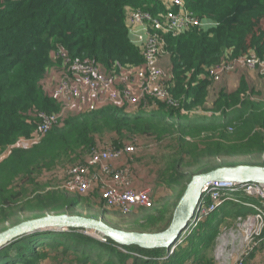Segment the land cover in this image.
I'll return each mask as SVG.
<instances>
[{
    "label": "trees",
    "instance_id": "trees-1",
    "mask_svg": "<svg viewBox=\"0 0 264 264\" xmlns=\"http://www.w3.org/2000/svg\"><path fill=\"white\" fill-rule=\"evenodd\" d=\"M183 2L198 19L214 25L191 27L177 37L162 36L170 60L168 88L179 106L150 101L135 112L112 105L91 108L68 116L63 125L52 127L28 148L13 149L0 161V232L6 224L12 227L45 214L78 215L81 197L92 194L70 195L52 185L56 176L61 185L65 171L74 165L60 168L73 162L81 165L87 154L104 147L98 144L105 134L117 137L112 142L116 148L125 140H137L136 136L162 142L159 148L167 154L154 176L162 189L179 188V198L193 175L235 165L216 159L258 156L261 164L245 165L264 167V102L243 78L234 91L216 88L209 116L185 115L205 109L209 100L213 80L205 68L250 53L264 58V0ZM127 10L156 17L164 13V6L159 0H0V153L36 131L37 112L59 110L42 88L54 65L52 50L62 47L72 60L91 62L108 73L142 66L141 51L128 34ZM136 164L131 162V171ZM44 176L47 181H42ZM236 197L255 202L242 194ZM250 213L239 204L224 202L181 244L177 239L170 255L166 249L120 247L81 230L44 231L1 248L0 264H42L49 259V264H216L211 252L220 227L227 217ZM262 238L256 250L264 247V231Z\"/></svg>",
    "mask_w": 264,
    "mask_h": 264
},
{
    "label": "built area",
    "instance_id": "built-area-1",
    "mask_svg": "<svg viewBox=\"0 0 264 264\" xmlns=\"http://www.w3.org/2000/svg\"><path fill=\"white\" fill-rule=\"evenodd\" d=\"M159 1L164 6V13L156 17L147 12L129 10L130 22L140 26L146 34V39L137 44L128 30L131 42L140 49L143 58L142 66L132 69L136 74L138 71L143 74L142 84L134 90L119 89L109 75L112 73L91 62L72 60L62 47L51 51L54 65L42 80V88L61 106V112L36 113L37 129L27 138L28 147L41 139L49 129L60 125L64 112L79 113L105 105L136 111L141 105L147 107L150 101L179 106V100L173 98L168 88L171 74L164 75L159 67L161 56L167 53L163 37H177L191 27L203 28L206 23L210 26L214 24L198 19L185 7L183 0ZM236 69L256 71L264 79V58L250 53L207 67L205 74L213 81H218L222 75ZM261 100L264 102V88ZM136 149L132 144H124L119 148L108 145L90 152L85 163L71 166L65 171L66 180L61 184L62 189L74 195L97 193L103 204L114 207L123 216L135 209L152 208L151 191L147 187L137 188L133 183L131 162ZM238 194L255 200L257 198L259 203L240 201L236 197ZM224 202L239 204L252 213L238 216L233 226L220 230L214 251L215 261L218 264H246L263 241L264 185L229 181L206 183L193 219L180 234L177 243L183 242L199 222L214 213ZM173 250H168V254H172Z\"/></svg>",
    "mask_w": 264,
    "mask_h": 264
},
{
    "label": "rangeland",
    "instance_id": "rangeland-1",
    "mask_svg": "<svg viewBox=\"0 0 264 264\" xmlns=\"http://www.w3.org/2000/svg\"><path fill=\"white\" fill-rule=\"evenodd\" d=\"M204 22L206 23L208 21H204ZM209 27L210 25L206 23L202 29H208ZM262 28L264 29V23L262 24ZM241 70H247V69H236L230 74L235 73V75L237 76L236 77L237 83L239 82L241 78H243L248 83V85L253 86V88L255 89L254 90L255 93L258 92L260 94L258 98H261V92L264 88V79L260 78L257 75L258 78L260 79L259 84H258L259 86H258L257 84H254L252 82V79L246 72H241ZM226 74H229V73H226ZM222 78H223V75L218 81H213L212 82L213 84L210 86V88H208V99L209 100H207L205 104V109L195 108V109H192L191 111H186L185 115H189L190 117L191 116L192 117L209 116L211 114L210 113L211 109L209 108L210 102L212 101L214 93L217 90L216 88H221L222 85L218 84V82H220ZM236 88H237V85L232 90H235ZM58 106H59V110L56 113L61 112V106L59 104ZM126 111L135 112L132 110H126ZM75 113L76 112H64L62 123L57 126L63 125V121L65 120V118ZM182 113L184 114V110L182 111ZM136 137H137V140H134V139H131L128 141L125 140L123 141V143L129 144V142L131 141L136 142L135 143L136 145L134 144L132 145H134L135 147L137 146L136 147L137 153L135 157L133 156L134 157L133 160L137 162V164H136L135 169H133L132 171H133V175L138 174L139 185H144V187L146 186L151 191L152 202H153L152 208L144 209V210L141 209L142 211L139 212L138 214L132 213V214H128L127 216H123L114 207L103 204V202L100 200L99 195L97 193H94L87 197H81L84 200H81V204L77 206L76 212L78 213V215L90 217L96 220H101L105 224L115 229H119L123 231L147 232V233L163 232L168 228L170 224L172 213L175 208V204L179 199V195H180L179 188H176L175 191L174 190L169 191V189L165 190V189L158 187L157 179L154 176V174L156 175V172L158 171L160 167L163 168L164 158H162V156L163 154L164 155L167 154L166 151L159 148L161 145H163L162 142L161 143L157 141L155 142L154 140L150 139L148 136H136ZM116 138L117 137L114 134H105L104 136H102V140L99 142L98 145L100 146L112 145L113 140H115ZM19 139H18L19 141L17 142V144H13L1 150L2 152L0 153V161H2L7 155H9L13 149H16L19 147L28 148V144L26 143L27 138H19ZM86 156H88V154ZM261 161H262V158L259 159L258 156L255 158L247 157V156H234V157L219 158L215 160V162H227L230 164L233 163L235 165H238L239 163L259 165L261 164ZM75 164H76L75 162L68 163L63 168H60V170H64L67 167L71 165H75ZM54 174H55V171L53 172V174L51 173L49 175V179H51L54 176ZM46 179L47 177L44 176L42 181H47ZM59 182L60 180L58 181V177L56 176L54 183H53L54 186L52 185V187L62 190V186L58 184ZM256 201L258 202L259 200L256 198ZM24 215L25 214H23L22 216ZM148 216H151V220L149 221L147 220ZM230 222L231 221H227L225 225L229 224ZM205 224L207 227V222ZM232 224L230 226H233ZM230 226H226V228ZM5 228L6 229L9 228V226L6 224ZM0 230H2L1 227H0ZM190 234L188 236H185V239H187L190 236ZM87 235L96 240L102 241L100 240L99 237L95 236L94 234L88 233ZM217 244L218 243L216 241L215 246L212 250L213 256H214V251H215ZM213 258L215 259V257ZM50 261H51L50 259L45 260L44 262H42V264H49ZM215 263L218 264V262L216 261ZM249 264H255V263L251 262ZM259 264H264V260L260 262Z\"/></svg>",
    "mask_w": 264,
    "mask_h": 264
},
{
    "label": "water",
    "instance_id": "water-1",
    "mask_svg": "<svg viewBox=\"0 0 264 264\" xmlns=\"http://www.w3.org/2000/svg\"><path fill=\"white\" fill-rule=\"evenodd\" d=\"M211 181H229L264 185V167L238 164L217 167L193 175L173 210L168 228L163 232H128L115 229L101 220L75 214H45L39 218L22 221L0 232V249L24 236L38 232H65L81 230L85 234H98L100 240L109 239L120 247L135 246L141 249L173 248L180 234L186 229L202 198L204 185Z\"/></svg>",
    "mask_w": 264,
    "mask_h": 264
},
{
    "label": "crops",
    "instance_id": "crops-1",
    "mask_svg": "<svg viewBox=\"0 0 264 264\" xmlns=\"http://www.w3.org/2000/svg\"><path fill=\"white\" fill-rule=\"evenodd\" d=\"M129 13H130V11L127 10V13H126V25H127V28H128V30H129V32L131 34V37L134 39V41L137 44H141L146 39V34H145V32L143 31V29L140 26H137V25L132 24L130 22ZM159 67H160V69H161V71L163 72L164 75L170 74V60H169L168 53H166V54L161 56V58L159 60ZM134 72H135V70H132L130 72H126L125 70H120L118 73H112V74H109V75H111V77L113 78L115 84L117 85V87L119 89L129 88V89L134 90V89L137 88V86L139 84H142V81H143L142 72L138 71L137 74L134 73ZM241 72H246L250 76V78L252 79V82L254 84H257V85L259 84V80L260 79L258 78L259 75L257 74L256 71H252V70H248L247 69V70H241ZM230 73L231 72H229V74H226V75L224 74L222 80L220 82H218V84L222 85L221 88H224L227 91H234L232 89L235 88L236 85L238 86L237 78H236L237 76L235 75V73H233V74H230ZM237 73H239V72H237ZM259 91H261V90H259ZM255 98L257 99V97H255ZM132 176H133L132 177L133 183H134V185L137 188L144 187V185H139V182H138L139 176H138V174L133 175V171H132ZM252 200H254V199H252ZM254 203H257V201L255 200ZM245 211H247V210H245ZM236 218L232 219V217H227L226 221H225V224H226L227 221H231L229 224H227V226H230L232 223H234ZM225 224H223V226L220 227V230L222 228L226 227ZM216 241H217V239H216ZM211 257H214L213 256V251L211 252ZM263 260H264V247L254 251L251 254V256L248 258V260L246 261V264H249L251 262L255 263V264H259Z\"/></svg>",
    "mask_w": 264,
    "mask_h": 264
},
{
    "label": "bare ground",
    "instance_id": "bare-ground-1",
    "mask_svg": "<svg viewBox=\"0 0 264 264\" xmlns=\"http://www.w3.org/2000/svg\"><path fill=\"white\" fill-rule=\"evenodd\" d=\"M81 196V195H80ZM91 234H94L95 236L99 237L98 234H95V233H91Z\"/></svg>",
    "mask_w": 264,
    "mask_h": 264
}]
</instances>
